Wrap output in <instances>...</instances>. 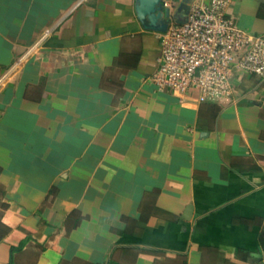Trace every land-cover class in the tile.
Masks as SVG:
<instances>
[{"label":"crops","instance_id":"obj_1","mask_svg":"<svg viewBox=\"0 0 264 264\" xmlns=\"http://www.w3.org/2000/svg\"><path fill=\"white\" fill-rule=\"evenodd\" d=\"M135 3L0 0V264H264V77L157 90ZM225 13L264 36V0Z\"/></svg>","mask_w":264,"mask_h":264},{"label":"built area","instance_id":"obj_2","mask_svg":"<svg viewBox=\"0 0 264 264\" xmlns=\"http://www.w3.org/2000/svg\"><path fill=\"white\" fill-rule=\"evenodd\" d=\"M173 0H162L171 8ZM228 0L189 6L183 24L171 23L160 38V56L151 80L157 90L185 100L228 101L233 76L264 77V36L245 32L226 16Z\"/></svg>","mask_w":264,"mask_h":264},{"label":"water","instance_id":"obj_3","mask_svg":"<svg viewBox=\"0 0 264 264\" xmlns=\"http://www.w3.org/2000/svg\"><path fill=\"white\" fill-rule=\"evenodd\" d=\"M188 0H182L177 12L185 9ZM189 9V7L187 6ZM135 13L141 25L147 30L165 32L169 23L171 14L168 8H164L161 0H136ZM188 10L186 11V14ZM176 24H183L185 18H174Z\"/></svg>","mask_w":264,"mask_h":264},{"label":"trees","instance_id":"obj_4","mask_svg":"<svg viewBox=\"0 0 264 264\" xmlns=\"http://www.w3.org/2000/svg\"><path fill=\"white\" fill-rule=\"evenodd\" d=\"M21 247H22V244L18 248H21Z\"/></svg>","mask_w":264,"mask_h":264}]
</instances>
